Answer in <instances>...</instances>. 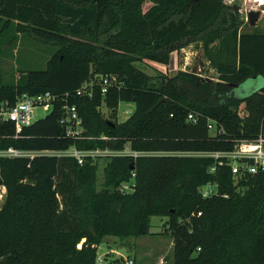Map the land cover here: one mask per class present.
<instances>
[{
  "label": "trees",
  "instance_id": "trees-1",
  "mask_svg": "<svg viewBox=\"0 0 264 264\" xmlns=\"http://www.w3.org/2000/svg\"><path fill=\"white\" fill-rule=\"evenodd\" d=\"M146 1L152 4L143 10ZM226 8L223 0H0L3 33L32 31L57 45L45 69L14 83L2 82L0 70V102L24 92L58 94L44 118L0 147L154 152L110 155L100 188L91 157L0 158V264H96L104 237L148 235L151 216L166 217L173 264H264V171L234 175L228 159L177 154L228 151L264 134V85L235 94L239 83L264 77V33L241 32ZM194 40L202 41L217 81L178 70L155 82L137 65L167 64ZM99 74L120 83L105 94L97 85L91 96L76 94ZM120 102L134 103L123 121ZM64 103L77 107L81 138L59 122ZM13 130L0 124V135ZM207 184L215 192L203 196Z\"/></svg>",
  "mask_w": 264,
  "mask_h": 264
},
{
  "label": "rangeland",
  "instance_id": "rangeland-1",
  "mask_svg": "<svg viewBox=\"0 0 264 264\" xmlns=\"http://www.w3.org/2000/svg\"><path fill=\"white\" fill-rule=\"evenodd\" d=\"M223 2L227 6L225 14L233 17L239 23L241 32L256 30L264 33V4L254 3L253 0H223ZM151 4L149 1L144 2L143 10L148 9ZM251 10L260 11L259 18L254 26H251L247 19ZM2 22L3 20H0V70L2 82L14 83L21 73L29 70L45 69L47 61L57 45L53 44L51 40H47L43 35H34L32 31L19 33L10 27L3 33ZM222 46L221 48H223ZM209 47H212L214 52L218 46L214 42ZM137 65L148 75H151L155 82H159L155 79L156 77L161 75L171 76L178 70L192 72L209 81L218 80L215 68L209 62L203 50L201 40H194L179 50L173 51L167 64L144 59L137 61ZM262 85H264L263 76L248 78L235 87V94L246 96ZM243 106L244 104L241 103L240 107L243 108ZM100 110L104 117L108 116L105 106L102 105ZM133 111L134 103L120 102L117 108V120H125ZM48 113L40 107L34 109L36 119L44 118ZM241 114H244L243 110H241ZM113 152L111 151L112 155ZM116 153L117 155H134L135 153L152 154L154 152L131 151L126 146ZM111 154L99 153V155L94 156V161L98 164V188H100L103 180V168L109 161ZM211 188L214 189V187ZM165 221L166 217L151 216L149 229L151 233L148 235L104 237L97 250L96 264H173V243L171 236L165 231ZM130 261L132 263H129Z\"/></svg>",
  "mask_w": 264,
  "mask_h": 264
},
{
  "label": "built area",
  "instance_id": "built-area-1",
  "mask_svg": "<svg viewBox=\"0 0 264 264\" xmlns=\"http://www.w3.org/2000/svg\"><path fill=\"white\" fill-rule=\"evenodd\" d=\"M120 81L117 75L114 74H99L84 81L80 88L77 89V95H92V88L97 85L100 88L101 94H105L109 87L119 85ZM64 97H67L65 95ZM58 99V94L51 91H44L35 94L22 93L17 97L14 103L8 100L0 102V124L4 122H11L13 124V133L0 135V140L3 138H18L21 136L23 128L30 125L36 120L34 117V109L37 107L42 108L44 111L50 112L54 105V101ZM188 119L195 122L196 117L193 113L188 114ZM59 122L65 126L66 134L74 139L81 138L82 119L74 104L64 103L62 105V113ZM216 123L214 120L209 119L207 123L210 134L215 135ZM264 132V129H263ZM105 139V136H101ZM118 151H114L113 155H117ZM109 153L108 149H79L74 145L64 150H31L19 148L13 145L0 147V158H33L34 156L42 155H56V156H70L82 163L85 157L94 159L95 155ZM141 153H135L133 156ZM177 154L186 155H209L216 159H228L232 173L234 175H245L248 173L254 174L257 171H264V134H259L253 139H241L235 143L232 150L228 151H213V152H178ZM112 155V154H111ZM233 161V163H232ZM222 163V160H219ZM213 170V169H212ZM127 188V185H123ZM211 184H207L202 188V195L208 196L215 191L211 188ZM6 190L0 184V205L5 198ZM129 263H132L130 261Z\"/></svg>",
  "mask_w": 264,
  "mask_h": 264
},
{
  "label": "water",
  "instance_id": "water-1",
  "mask_svg": "<svg viewBox=\"0 0 264 264\" xmlns=\"http://www.w3.org/2000/svg\"><path fill=\"white\" fill-rule=\"evenodd\" d=\"M260 11L259 10H251L248 13L247 19L251 26H254L259 18Z\"/></svg>",
  "mask_w": 264,
  "mask_h": 264
},
{
  "label": "bare ground",
  "instance_id": "bare-ground-1",
  "mask_svg": "<svg viewBox=\"0 0 264 264\" xmlns=\"http://www.w3.org/2000/svg\"><path fill=\"white\" fill-rule=\"evenodd\" d=\"M253 1H254V3L260 2V4H264V1L263 0H253Z\"/></svg>",
  "mask_w": 264,
  "mask_h": 264
},
{
  "label": "crops",
  "instance_id": "crops-1",
  "mask_svg": "<svg viewBox=\"0 0 264 264\" xmlns=\"http://www.w3.org/2000/svg\"><path fill=\"white\" fill-rule=\"evenodd\" d=\"M255 89H256V88H255ZM258 89H259V88H258ZM258 89H257V90H258ZM257 90H253V91H257ZM99 247H100V244H99L98 248H99ZM97 250H98V249H97Z\"/></svg>",
  "mask_w": 264,
  "mask_h": 264
}]
</instances>
